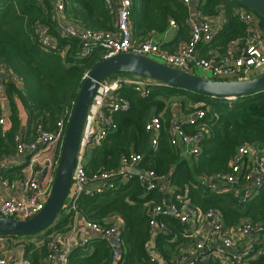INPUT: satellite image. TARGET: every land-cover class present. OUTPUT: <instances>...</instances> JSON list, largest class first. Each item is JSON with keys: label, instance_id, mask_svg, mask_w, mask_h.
I'll return each instance as SVG.
<instances>
[{"label": "trees", "instance_id": "obj_1", "mask_svg": "<svg viewBox=\"0 0 264 264\" xmlns=\"http://www.w3.org/2000/svg\"><path fill=\"white\" fill-rule=\"evenodd\" d=\"M133 2V18L142 9L148 17L156 10L154 17L159 24L155 31L164 30L167 22L173 19L178 24L180 38L190 40L187 23L190 13L185 5L177 0ZM69 4L70 18L77 24L96 31L115 30L114 17L104 0H70ZM198 9L204 17L210 18L219 16L222 11L225 13V25L207 46L220 54H226L232 42L244 45L248 37L239 10H248L264 26V18L236 0H200ZM51 10L47 1L40 4L38 0H0V69L6 66L19 80V85L13 81L5 84L11 116L8 129L0 125V162L16 152V138L21 135V113L27 116L23 135L26 141L33 140L39 130L53 132L60 121L67 125L86 75L104 59L105 52L101 48H93L87 56H81L83 45L77 39L58 34ZM38 26L48 29L57 40V49L48 50L42 46L36 33ZM146 33L154 32L148 29ZM153 83L149 95L144 98L131 89L123 91L130 109L113 116L116 131L108 135L102 146L87 153L88 174L116 171L121 168L124 157L138 154L142 157L138 165L140 170L168 177L176 189L173 201L178 206L187 201L201 213L216 209L227 229L246 221L264 227V185L256 197L244 203L231 193H216L200 182L228 173L232 159L245 144L259 148L264 156V92L229 101ZM174 105L179 106L185 117L197 110L206 112L198 124L181 125L188 136L207 130L199 144L200 152L191 158L182 156V150L171 142ZM153 114L159 116L161 122L156 148L152 147L150 133L146 131V123ZM163 199L160 190L146 192L139 176H133L126 185L118 184L92 197L81 196L76 201V213L86 221L105 225L110 218H118L123 222V252L119 262L114 263L108 242L95 238L84 247H75L69 255V264H156L151 262L145 245L150 239L152 208ZM159 218L165 222L168 232L159 235L155 245L162 260L169 263L184 246L192 243V238L185 236L179 221ZM74 221L75 211L64 206L47 230L33 236L7 237L34 238L20 244L31 264H42L52 238L70 231ZM196 264L221 263L210 260ZM246 264H264V254Z\"/></svg>", "mask_w": 264, "mask_h": 264}, {"label": "built area", "instance_id": "obj_2", "mask_svg": "<svg viewBox=\"0 0 264 264\" xmlns=\"http://www.w3.org/2000/svg\"><path fill=\"white\" fill-rule=\"evenodd\" d=\"M38 1L40 4L45 1L51 4L52 19L56 24L58 34L77 39L84 47L81 56H87L93 48L104 50V59L120 53H130L150 58L160 64L190 74L203 71L212 76L210 79L223 81L247 80L264 73V26L262 27L256 17L245 9L238 11L240 20L247 27L248 32L244 45L232 42L225 55L211 53L207 58H203L198 53L199 47L209 45L218 30L214 19L204 17L202 14L200 20L189 17L187 23L190 28V40L181 44L177 52L170 53L162 49L160 43L153 37L140 43L134 40L133 0H104L114 17V31L91 30L70 20L65 16L70 0ZM177 1L188 7L189 11L196 6L195 0ZM170 26L175 27L176 23L171 21ZM36 33L45 49H57V40L50 35L46 27L38 26ZM10 81L19 85L17 77L6 66H2L0 69V125L2 126L8 124L11 116L5 85ZM153 84L149 79L125 74L111 77L99 84L89 109L65 204L68 210L75 211V220L80 219L83 222L91 239L102 238L108 242L114 263L119 262L123 252L122 223L115 218L107 220L105 225L86 221L76 213V201L81 196L92 197L97 193L114 189L118 184L126 185L135 176L130 170L139 169L138 165L142 157L132 154L122 159L120 169L102 170L93 175L87 172L85 158L90 150L102 146L108 135L116 131L117 125L113 116L130 109V102L123 96V91L131 89L144 98L149 95L150 86ZM205 115L204 110H197L189 116H182L179 125L174 118L171 127V142L173 146L182 150L183 155L188 153L184 151L188 145L193 146L192 155L200 152L199 144L204 140L207 130L203 129L195 136H188L181 129V124L196 125L205 118ZM67 125L60 121L53 132L39 130L31 141H26L22 135L16 138V152L0 162V185H11V182L4 176L3 164L5 162L27 165L30 173L22 183L21 193L9 194L0 203V217L26 221L44 209L56 179ZM160 129L159 116L151 118L146 123V131L150 133L153 148L157 147ZM57 148L59 154L49 157L48 155L54 153ZM140 179L143 181L146 192L162 191L163 187L167 190L165 194L170 191H174V194L176 192L166 176L158 177L154 172H145V176ZM200 182L216 193H231L245 203L256 197L259 189L264 185L263 151L253 145L245 144L238 149L232 159L228 173L210 180H200ZM91 184H97L98 189H90ZM177 198L181 199L179 196ZM181 204L178 206L164 195L162 203L152 208L149 222L150 239L145 245V250L152 263L196 264L198 261L206 263L216 260L221 264H246L264 254V227L262 225L246 221L232 229H227L218 210L211 209L206 213H201L191 207L187 201ZM160 216L179 221L184 227L185 236L192 238V243L184 246L177 257L169 263L162 260L155 245L157 237L168 232ZM74 234L75 228L73 227L66 233L54 236L48 245V252L42 264H69V255L73 249L77 246H85L90 240L76 242ZM8 240L11 238L0 235V264H31L30 260L25 257L24 246L20 245L12 250Z\"/></svg>", "mask_w": 264, "mask_h": 264}, {"label": "water", "instance_id": "obj_3", "mask_svg": "<svg viewBox=\"0 0 264 264\" xmlns=\"http://www.w3.org/2000/svg\"><path fill=\"white\" fill-rule=\"evenodd\" d=\"M236 1L264 18V0ZM124 74L229 101L264 92V73L247 80L223 81L170 68L150 58L130 53H120L103 59L89 72L79 90L60 151L52 193L44 209L26 221L0 217V235L33 236L47 230L54 223L68 198L89 109L97 88L103 81ZM130 172L140 177L145 176L144 171L136 168L131 169Z\"/></svg>", "mask_w": 264, "mask_h": 264}, {"label": "crops", "instance_id": "obj_4", "mask_svg": "<svg viewBox=\"0 0 264 264\" xmlns=\"http://www.w3.org/2000/svg\"><path fill=\"white\" fill-rule=\"evenodd\" d=\"M142 1L144 2V0H142ZM195 3H196V6L194 7V9L192 11H189L190 12V16H192V18H194L195 20H200L201 19V12L198 9L200 0H195ZM70 8L71 7H70V4H69L66 7L65 16H67L70 20H72L70 18V15L72 14ZM155 11L152 13V15H153L152 17H148L146 14H144V9H142L140 14L137 15L136 18H133V20H134L133 21L134 40L136 42L140 43V42H144L145 40H147L150 37H153L160 43L161 48L164 49L165 51L170 52V53L177 52L179 47H180V45L185 43V42H187V39H181L180 38V36H179V27H178L177 23H176L175 27L170 26V22L174 21L173 19L171 21H169V23L167 22L166 27L164 28V30L155 31V29L158 27V24H159V21L156 20L155 17H154ZM213 19H214V24H216V26H217V30H218L217 34H218V32L223 28V26L226 23L225 13L222 11V13L219 16H217V17H215ZM148 29H152V31L154 33L149 35L150 33H146V31ZM207 46L208 45H201L199 47L198 53H199L200 57L207 58L211 53L220 54L219 52L214 51L212 49L211 50L207 49ZM228 50H229V48H228ZM220 55H225V54H220ZM201 77H205V76H201ZM205 78H207V77H205ZM172 111H173V114H174L175 119L177 120V122L178 121L181 122L183 115H182V113L180 111L179 106L178 105H174ZM155 116L156 115L153 114L151 116V118H153ZM20 119H21V122H22L20 134L23 136L24 133L26 132L27 116L24 113H21L20 114ZM2 127H4V129H8L10 127V123L8 122V124H6V125H4ZM192 149H193V146L192 145H188L185 148V150H184L185 152H188V153H185V155L182 154V156H184L186 158H191L193 156L192 155ZM58 152H59V149L57 148V149L54 150V153H50L48 156L49 157H53L56 154L58 155ZM85 162H86V158H85ZM3 166H4V176L11 182V185L10 186H1L0 185V203L5 198H7L9 196V194L10 195H17V194L21 193V191H22V183L26 180L27 176L30 173L29 167L27 165L11 164L8 161V162H5V164H3ZM135 176H137V175H135ZM89 187L92 190H97L98 189L97 184H91ZM162 189H163L162 191L164 192L163 196L165 195V197L168 198L172 202L173 195H175L174 191H170L167 194H165L167 190H165L164 187ZM168 190H171V189H168ZM115 219H117L119 222L122 223V228H123V222L121 220H119L118 218H115ZM73 227L75 228L74 240L76 242L83 241V240H89V239H90L89 241H91L92 239H95V238H92V239L90 238L91 236L87 233V231L85 229V226L83 225V222L80 219H76L74 221ZM251 239H254V238L251 237ZM24 241L25 240L23 238H21V239L20 238H15V239L11 238V240H8V244H9L10 248L12 250H14V249L18 248V246L21 245L20 243H22Z\"/></svg>", "mask_w": 264, "mask_h": 264}, {"label": "rangeland", "instance_id": "obj_5", "mask_svg": "<svg viewBox=\"0 0 264 264\" xmlns=\"http://www.w3.org/2000/svg\"><path fill=\"white\" fill-rule=\"evenodd\" d=\"M195 74L199 75V76H205L207 78H212V76L209 74V73H206V72H203V71H196ZM26 241H33L35 240L34 238L33 239H24Z\"/></svg>", "mask_w": 264, "mask_h": 264}]
</instances>
